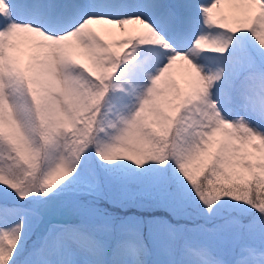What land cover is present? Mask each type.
<instances>
[{
    "label": "snow or ice",
    "instance_id": "snow-or-ice-1",
    "mask_svg": "<svg viewBox=\"0 0 264 264\" xmlns=\"http://www.w3.org/2000/svg\"><path fill=\"white\" fill-rule=\"evenodd\" d=\"M0 264H264V0H0Z\"/></svg>",
    "mask_w": 264,
    "mask_h": 264
},
{
    "label": "rangeland",
    "instance_id": "rangeland-1",
    "mask_svg": "<svg viewBox=\"0 0 264 264\" xmlns=\"http://www.w3.org/2000/svg\"><path fill=\"white\" fill-rule=\"evenodd\" d=\"M221 14L223 15H227V8L225 6V11L222 12ZM23 60H21L22 62ZM173 71V74H174V77L177 81V83L179 84L180 87H184V81L182 80L181 76H180V65L179 63L174 66V69L172 70ZM202 178V177H201ZM123 195L125 196H129V197H140V196H143L145 199L147 198V194L146 193H142L139 189H136V188H129L128 190H126L125 192L122 193ZM100 207L101 208H107L109 211H114L116 212V214L118 215H131L133 214L134 212L136 214H139L137 210L133 209L131 211H128L126 212L125 210L123 209H119L117 206L113 205L109 200L107 199H102L100 201ZM158 215H161V216H164V217H167L168 213L164 212L162 209L161 210H158ZM181 222H185V221H181ZM190 223V222H189ZM189 237L191 238L192 237V234H189ZM146 243L149 245V247H151V241L148 240L146 238Z\"/></svg>",
    "mask_w": 264,
    "mask_h": 264
},
{
    "label": "bare ground",
    "instance_id": "bare-ground-1",
    "mask_svg": "<svg viewBox=\"0 0 264 264\" xmlns=\"http://www.w3.org/2000/svg\"><path fill=\"white\" fill-rule=\"evenodd\" d=\"M17 56L20 60H23L22 63H26L27 62V58H28V53L25 49H19L17 51Z\"/></svg>",
    "mask_w": 264,
    "mask_h": 264
},
{
    "label": "trees",
    "instance_id": "trees-1",
    "mask_svg": "<svg viewBox=\"0 0 264 264\" xmlns=\"http://www.w3.org/2000/svg\"><path fill=\"white\" fill-rule=\"evenodd\" d=\"M181 222V221H180ZM181 223H185V222H181Z\"/></svg>",
    "mask_w": 264,
    "mask_h": 264
}]
</instances>
